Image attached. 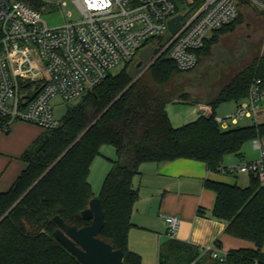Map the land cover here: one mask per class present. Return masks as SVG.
<instances>
[{
	"label": "trees",
	"instance_id": "1",
	"mask_svg": "<svg viewBox=\"0 0 264 264\" xmlns=\"http://www.w3.org/2000/svg\"><path fill=\"white\" fill-rule=\"evenodd\" d=\"M19 1L39 11L43 6L40 0ZM195 2L198 7L204 0ZM250 9H254L250 4H240L239 18L216 30L196 52L198 62L193 69L179 70L166 50L125 91L138 74L133 57L118 73L110 72L98 87L69 103L59 126L44 130L21 156L27 169L8 192L0 193L1 219L46 173L0 222V264H81L54 238L57 225L53 219L59 216L77 228L91 224L82 212L94 198L89 176L104 146L115 148L117 160L112 161L97 197L105 215L99 238L123 252L124 264L142 263L128 247L131 217L139 198L133 181L141 166L191 159L218 172L226 169L224 156H240L245 143L264 137V123L224 130L215 121L220 105L240 104L253 80L264 78V55L219 82L199 74V68L213 59L215 46L235 32ZM168 42L167 36L152 37L145 46L155 59ZM173 103L207 106L212 113L202 111L196 120L174 127L167 112ZM4 121L0 117V124ZM206 186L217 194L211 218L225 223L227 234L254 244L253 248L229 251L227 264H264V187L253 176L247 187L213 181ZM205 213L199 209V214ZM216 244L219 248L220 243ZM206 259L217 264L209 252ZM159 264L206 263L199 248L169 238L160 245Z\"/></svg>",
	"mask_w": 264,
	"mask_h": 264
},
{
	"label": "built area",
	"instance_id": "2",
	"mask_svg": "<svg viewBox=\"0 0 264 264\" xmlns=\"http://www.w3.org/2000/svg\"><path fill=\"white\" fill-rule=\"evenodd\" d=\"M82 19L51 28L39 10L19 0H0V131L8 133L14 122L54 129V99L71 103L98 87L122 61L130 60L148 39L169 37L162 50L181 71L193 69L196 52L213 33L240 15V4L264 11V0H72ZM188 8L179 14V7ZM181 16L174 33L169 22ZM146 41V42H144ZM26 85V86H25ZM26 94L31 96L25 97ZM264 110V78H255L246 99L235 113L215 117L224 130L242 118L258 120ZM204 112L211 114L210 107ZM260 156L223 169V173L248 174L264 187V137L255 139ZM168 236L174 238L180 221L168 217ZM217 264H227L226 254L208 246Z\"/></svg>",
	"mask_w": 264,
	"mask_h": 264
},
{
	"label": "crops",
	"instance_id": "3",
	"mask_svg": "<svg viewBox=\"0 0 264 264\" xmlns=\"http://www.w3.org/2000/svg\"><path fill=\"white\" fill-rule=\"evenodd\" d=\"M204 107L198 106V117ZM259 114H264V110ZM169 117L174 127H180L186 121L184 117L181 120L170 114ZM197 118L187 119L194 121ZM255 122L261 124L258 120ZM220 128L223 129L221 126ZM43 132L42 128L21 121L14 122L8 133L0 131V193L8 192L27 169L28 164L21 156ZM233 175L227 176L222 170L209 171L205 163L191 159L142 165L140 174L133 181L139 198L131 217L133 227L128 234L129 250L141 257V264H159L160 245L169 239L168 217H177L180 221L174 238L199 248L206 264H213V261L206 259V253H203L205 247L214 246L222 254L253 248V243L227 234L226 224L210 216L216 205L217 194L206 186L207 181L229 185H238L240 179L243 183L247 181L245 174ZM250 179L249 175V182ZM241 187L247 186L243 184ZM199 209L207 213L201 215ZM217 242L220 243L219 248Z\"/></svg>",
	"mask_w": 264,
	"mask_h": 264
},
{
	"label": "rangeland",
	"instance_id": "4",
	"mask_svg": "<svg viewBox=\"0 0 264 264\" xmlns=\"http://www.w3.org/2000/svg\"><path fill=\"white\" fill-rule=\"evenodd\" d=\"M40 2L43 5L40 10L42 18L51 28L59 27L69 21L78 22L82 19L78 8L72 0H40ZM188 8L191 10L189 6L183 4L182 7H179V14H183ZM254 9H250L247 12L243 23L239 24L232 35L223 38L215 46L211 65L210 61L200 67V75H205L213 82H219L221 79L225 80L224 78L230 77L229 75L232 71L250 64L257 56L264 55V12L256 8ZM152 58V52H150L148 46L144 45L138 49L133 58V68L136 69L135 73L141 72L149 65L154 60ZM125 63L126 61L119 63L111 73H118L125 66ZM139 63H141V66L138 68ZM68 105L69 103L65 102L60 96L54 99V115L56 119L60 120L64 116ZM238 105L236 102L224 103L216 109L215 115L216 117L224 118L229 114L235 113ZM167 112L171 117H176L180 120L181 117H184L186 121L179 125L182 126L193 120L187 118L198 117V105L173 103L167 106ZM259 122L264 123V114L258 115ZM255 124L254 119L242 118L237 124L232 125V127H249ZM101 153L103 156L98 157L93 163L90 174L94 198L100 194L103 182L113 166L112 161L117 160L116 150L113 146H104ZM259 156L260 152L254 147V142L248 141L244 144L240 156L234 154L224 156L223 165L226 168L234 167L240 164V162L255 161ZM226 174L230 177L234 176L231 173ZM245 175L247 181L243 183L240 179L237 182L238 186L241 187L243 184L244 186L249 185V175ZM235 176H240V174L235 173Z\"/></svg>",
	"mask_w": 264,
	"mask_h": 264
},
{
	"label": "water",
	"instance_id": "5",
	"mask_svg": "<svg viewBox=\"0 0 264 264\" xmlns=\"http://www.w3.org/2000/svg\"><path fill=\"white\" fill-rule=\"evenodd\" d=\"M180 20L181 16H177L169 22V31L171 33H174L177 30L180 25ZM162 54L163 51L154 60H156ZM140 66L141 63H139L137 67L139 68ZM148 67L149 66H146L140 73L137 74L133 82L125 89V91L142 75V73ZM123 93H121V95ZM28 96L31 95H25V97ZM83 134L79 137V139L83 136ZM68 150L62 156H64ZM60 158L55 162V164L60 160ZM41 178L27 190V192L11 207V209H9V211L4 216L1 217L0 222L8 216L11 210L34 188ZM82 217L85 221L91 222V224L82 228H77L75 226L67 225L63 219H61L59 216H56L53 219L57 225V230L54 232V238L81 264H124L123 252L121 250H114L110 244L99 238V234L105 225V215L101 200L97 197L93 198L89 202L88 208L82 212Z\"/></svg>",
	"mask_w": 264,
	"mask_h": 264
}]
</instances>
